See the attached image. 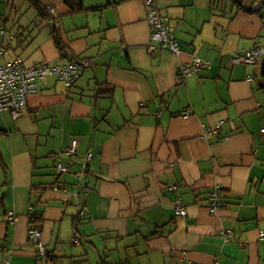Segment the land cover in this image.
<instances>
[{"label": "crops", "instance_id": "obj_1", "mask_svg": "<svg viewBox=\"0 0 264 264\" xmlns=\"http://www.w3.org/2000/svg\"><path fill=\"white\" fill-rule=\"evenodd\" d=\"M39 1L55 25L5 0L0 48L27 66L86 63L70 91L50 77L18 117L0 111V264H264V53L232 60L264 46V1L214 10L212 0H154L177 54L149 51L146 0H82L79 12ZM195 58L211 67L180 82L179 66ZM101 83L113 95L98 98ZM215 187L222 206L211 211ZM31 225L53 257L31 241Z\"/></svg>", "mask_w": 264, "mask_h": 264}, {"label": "built area", "instance_id": "obj_2", "mask_svg": "<svg viewBox=\"0 0 264 264\" xmlns=\"http://www.w3.org/2000/svg\"><path fill=\"white\" fill-rule=\"evenodd\" d=\"M149 7L148 21L153 28L151 33L152 45L149 47V51L152 49H164L170 50L174 53H179V45L175 40V37L170 32L167 24V19L161 16L154 8L155 4L152 0L147 1ZM54 13L55 10L51 9ZM264 53V46L259 42L255 45L251 51H245L243 53L235 54L232 58L235 64H252L259 60ZM210 63L207 61H201L195 58L191 63L181 64L178 69L179 81L182 82L189 78L192 74L199 72L202 69H209ZM81 64L77 61L71 62L68 65H50L48 63L39 64L36 66L27 67L20 57H12L5 51H0V111L10 110L14 113L15 117H18L23 109L27 107L28 97L31 93L35 92L38 87V83H42L44 86L49 84V78H58L66 89H70L76 80L80 77ZM219 129H215L217 133ZM261 133L264 135V128L261 129ZM78 149V141L73 140L71 144L66 148L65 155H75ZM92 154L87 156L90 160ZM59 173H66L67 166L63 163L58 165ZM81 174L79 173L78 176ZM61 189V188H59ZM172 191L177 190V186L170 188ZM221 193L220 187H215L210 196V209L214 211L220 205L219 197ZM186 209L177 206L176 214L185 216ZM264 237V233L260 234ZM29 237L35 244H37L41 250V253H45V247L41 241V231L35 226L29 227ZM75 243L78 240L75 239Z\"/></svg>", "mask_w": 264, "mask_h": 264}, {"label": "trees", "instance_id": "obj_3", "mask_svg": "<svg viewBox=\"0 0 264 264\" xmlns=\"http://www.w3.org/2000/svg\"><path fill=\"white\" fill-rule=\"evenodd\" d=\"M30 2H31V4H32V6L33 7H35V9L37 10V14L39 15V16H41L42 18H44V19H48V20H50V23L51 24H54L55 25V23L57 22V19L58 18H56V12H52L51 11V9H54L52 6H44V5H42L41 4V2L39 1V0H29ZM147 1L148 0H146L145 1V4H146V7H147V21H148V11H149V7H148V5H147ZM153 2H154V4H155V6H154V8L157 10V12L161 15V16H163V17H165L168 21H167V24H168V26H169V29H170V32L173 34V36L175 37V40H176V42L178 43V41H177V39H176V36L174 35V33H173V29H172V27H171V25H170V23H169V18L167 17V16H165V15H163L162 13H161V11L157 8V6H156V3H155V1L154 0H152ZM255 1H257V0H255ZM261 1H264V0H261ZM233 2H236V1H233ZM221 4V1H219V0H212V2H211V4H212V6H211V8L212 9H214V10H216L218 7V5L217 4ZM236 3H238L240 6L239 7H241V6H243V3L241 2V3H239V2H236ZM67 4H69V6L72 8V10L73 11H76V12H79V11H82L83 9V11H88V9H85L84 8V4H83V1L82 0H69V1H67ZM105 7H107V6H101V7H98V8H94L93 10H95V11H102V9H104ZM55 10V9H54ZM148 23H149V21H148ZM149 25L151 26V24L149 23ZM151 29H152V32H153V28H152V26H151ZM56 27H55V29H54V31H53V34L55 35L56 34ZM151 32V33H152ZM12 39H13V37H12ZM178 45H179V43H178ZM57 46H58V48H59V50L61 51V52H64V46L62 45V43L60 42V41H57ZM7 51L8 53H9V51L7 50V48L5 47H3V48H0V51ZM179 50H180V47H179ZM168 51H170V50H168ZM170 52H172V51H170ZM174 53V52H173ZM177 54V53H176ZM9 55L10 56H12V57H20L22 60H23V58L21 57V56H19V55H11L10 53H9ZM198 59V58H197ZM200 60V59H199ZM74 61H77V62H79L80 64H81V69H80V76H81V71H82V69H83V66H85V61L84 60H81V59H74L72 62H74ZM202 61V60H201ZM23 62H24V60H23ZM207 62H209V61H207ZM71 63V62H70ZM69 63V64H70ZM210 63V62H209ZM24 64H25V62H24ZM40 64H43V63H40ZM48 64H50V65H56V64H60V63H58V62H55V63H48ZM39 65V64H38ZM60 65H68V64H60ZM25 66H27L26 64H25ZM34 66H36V65H34ZM27 67H31V66H27ZM210 67H211V64H210ZM204 70H207V69H202V70H200V71H204ZM200 71L199 72H197V73H200ZM197 73H195V74H197ZM192 75H194V74H192ZM191 75V76H192ZM80 78V77H79ZM78 78V79H79ZM58 79V78H57ZM77 79V80H78ZM59 80V79H58ZM77 80H76V82H77ZM60 81V80H59ZM61 82V81H60ZM75 82V83H76ZM75 83H74V85H75ZM73 85V86H74ZM72 86V87H73ZM71 87V88H72ZM97 93H96V96L99 98V97H110L111 95H113V93H114V88L111 86V85H109V84H107V83H101V84H98L97 85ZM70 88V89H71ZM37 89H38V87H37ZM36 89V90H37ZM70 89H66V90H68V91H70ZM35 90V91H36ZM27 106H28V104H27ZM24 110V109H23ZM3 111V110H2ZM74 140H77V139H74ZM73 141V140H72ZM78 141V140H77ZM78 154V152L75 154V155H77ZM89 154H92V153H88L85 157H86V162L82 165V169L84 170V169H86L87 168V162L89 161L88 159H87V156L89 155ZM69 156V155H68ZM72 156H74V155H72ZM70 157V156H69ZM92 157H93V154H92ZM60 158V157H59ZM92 159V158H91ZM90 159V160H91ZM59 163H63V164H65L66 166H67V170L69 171V164H68V162L67 163H65V162H59ZM59 163L57 164V170H58V165H59ZM68 171L66 172V173H68ZM59 172V171H58ZM62 174H65V173H62ZM82 176H83V173L81 172V175L80 176H78V174H77V178L78 179H81L82 178ZM57 184H59L60 185V187L59 188H61L60 190H62V184L60 183V182H58ZM212 191H213V189H212ZM212 191H211V193H210V196H211V194H212ZM210 196H209V198H208V206H209V208H210ZM221 203H220V205L218 206V208L217 209H220L221 208ZM43 220V214H42V212H36V213H34V215H31L30 216V222L31 223H36V222H38V221H42ZM32 242H33V240H31ZM44 245V244H43ZM44 247H45V245H44ZM47 248L45 247V253H44V256H52L53 257V254L51 253V254H48L47 253V250H46ZM55 257V256H54Z\"/></svg>", "mask_w": 264, "mask_h": 264}, {"label": "rangeland", "instance_id": "obj_4", "mask_svg": "<svg viewBox=\"0 0 264 264\" xmlns=\"http://www.w3.org/2000/svg\"><path fill=\"white\" fill-rule=\"evenodd\" d=\"M5 0H3L2 1V3H5L4 5H1L0 4V8H7V6H6V3L7 2H4ZM219 1H221V0H219ZM246 1H248L249 2V0H246ZM0 2H1V0H0ZM17 3H18V5L22 8L21 10V13H22V15L25 17V19L26 20H28V21H30L31 19H32V17H33V15L34 14H36V9L34 10L33 8H31L30 6L32 5L31 4V2L28 0V3L27 2H25V1H23V0H17ZM4 9V10H5ZM11 10V9H10ZM16 12H13V13H11L10 11H9V15H12V17H15L16 16V14H15ZM8 31H10V29H11V23H9V25H8ZM8 36H10V34L8 35Z\"/></svg>", "mask_w": 264, "mask_h": 264}]
</instances>
